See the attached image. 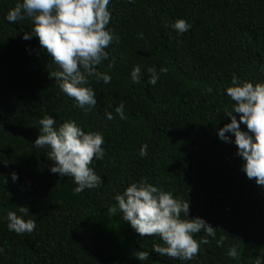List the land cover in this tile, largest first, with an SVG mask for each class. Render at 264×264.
<instances>
[{
    "label": "trees",
    "instance_id": "trees-1",
    "mask_svg": "<svg viewBox=\"0 0 264 264\" xmlns=\"http://www.w3.org/2000/svg\"><path fill=\"white\" fill-rule=\"evenodd\" d=\"M16 2L0 0V264H182L152 251L163 243L158 236L141 237L119 211H108L115 194L141 177L189 200V218H203L217 238L226 237L221 247L210 237L184 264H253L264 253V186L247 178L236 145L217 129L229 122L224 110L234 102L224 90L232 74L264 81V0H110L109 26L119 41L98 68L111 82H91L97 105L87 112L50 78L58 67L38 38L22 39L32 21H6ZM178 18L191 29H172ZM134 65L142 71L137 83ZM153 65L168 68L156 85L147 82ZM120 102L123 120L114 111ZM45 115L56 126L71 118L103 134L104 158L91 165L99 187L74 194L71 177L50 173L49 149L33 146ZM21 206L36 221L30 234L6 227L5 214L23 215ZM231 245L238 260L225 254ZM141 250L150 253L146 261L134 255Z\"/></svg>",
    "mask_w": 264,
    "mask_h": 264
},
{
    "label": "clouds",
    "instance_id": "clouds-1",
    "mask_svg": "<svg viewBox=\"0 0 264 264\" xmlns=\"http://www.w3.org/2000/svg\"><path fill=\"white\" fill-rule=\"evenodd\" d=\"M127 2L134 3L135 0ZM109 3L110 0H17L5 15L9 23L26 18L32 21L31 31L24 32L22 39L38 38L41 48L58 67V70L49 71L50 78L55 79L60 92L74 100L75 107L85 112L97 105L91 82H111V75L98 68L109 57L106 51L109 45L119 41L109 26ZM191 27L184 18L171 24L178 33H185ZM140 36L143 38L142 33ZM146 71L148 84L156 85L160 75L167 74L168 68L161 66L157 71L153 65ZM141 76V66L134 65L130 71L132 82H139ZM224 91L234 103L225 108L224 115L229 122L217 129V135L236 145V154L243 161L241 170L247 178H254L257 185L264 186V81L242 79L233 73L231 83ZM124 107L120 102L114 108L121 120L126 118ZM105 116L108 120L113 119L111 112H106ZM241 124L246 128L242 129ZM39 125V135L33 146L49 149L48 159L54 162L49 167L50 173L71 177L74 194L99 187L101 175L91 165L94 158H104L103 134L96 130L85 131L71 118L56 126L50 115L41 118ZM138 154L147 156V145H141ZM11 179L16 181L18 175L11 173ZM114 199L116 204L109 207V213L119 211L122 219L141 237L158 236L163 243L154 244L152 251L160 256L178 259L184 264L198 255L200 245L208 244L210 237L215 239L217 247L224 245L226 237L220 235L217 238L216 228L199 216L189 218V200L175 197L147 178L130 182L123 192L115 194ZM19 212L23 215H18L17 211L5 214L7 229L17 235L32 233L36 221L25 219L28 208L21 206ZM201 232L204 235L197 239L196 234ZM3 253L4 248L0 247V254ZM225 254L232 260L239 259L235 245L228 246ZM134 255L140 261H146L150 253L141 250ZM253 264H264V253H259Z\"/></svg>",
    "mask_w": 264,
    "mask_h": 264
}]
</instances>
